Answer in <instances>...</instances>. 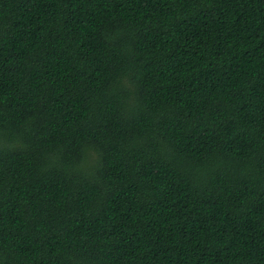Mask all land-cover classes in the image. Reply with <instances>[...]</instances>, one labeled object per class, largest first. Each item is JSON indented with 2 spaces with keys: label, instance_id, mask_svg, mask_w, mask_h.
Listing matches in <instances>:
<instances>
[{
  "label": "trees",
  "instance_id": "trees-1",
  "mask_svg": "<svg viewBox=\"0 0 264 264\" xmlns=\"http://www.w3.org/2000/svg\"><path fill=\"white\" fill-rule=\"evenodd\" d=\"M0 264H264V0H0Z\"/></svg>",
  "mask_w": 264,
  "mask_h": 264
}]
</instances>
